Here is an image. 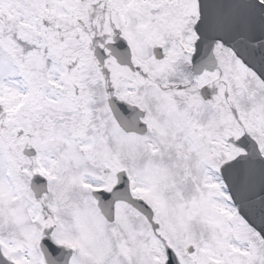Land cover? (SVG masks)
I'll list each match as a JSON object with an SVG mask.
<instances>
[{"label":"snow or ice","instance_id":"obj_1","mask_svg":"<svg viewBox=\"0 0 264 264\" xmlns=\"http://www.w3.org/2000/svg\"><path fill=\"white\" fill-rule=\"evenodd\" d=\"M0 264H264V0H0Z\"/></svg>","mask_w":264,"mask_h":264}]
</instances>
